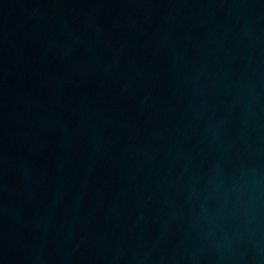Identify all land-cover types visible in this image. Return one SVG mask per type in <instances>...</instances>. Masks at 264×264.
Returning <instances> with one entry per match:
<instances>
[{"label": "water", "instance_id": "1", "mask_svg": "<svg viewBox=\"0 0 264 264\" xmlns=\"http://www.w3.org/2000/svg\"><path fill=\"white\" fill-rule=\"evenodd\" d=\"M108 264H264V0H173Z\"/></svg>", "mask_w": 264, "mask_h": 264}]
</instances>
